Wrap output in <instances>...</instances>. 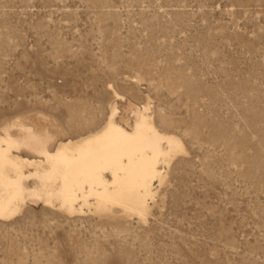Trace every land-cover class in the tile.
<instances>
[{
	"label": "rangeland",
	"instance_id": "rangeland-1",
	"mask_svg": "<svg viewBox=\"0 0 264 264\" xmlns=\"http://www.w3.org/2000/svg\"><path fill=\"white\" fill-rule=\"evenodd\" d=\"M113 105L185 150L146 221L27 204L0 220V264H264V0H0V128L54 148Z\"/></svg>",
	"mask_w": 264,
	"mask_h": 264
},
{
	"label": "bare ground",
	"instance_id": "bare-ground-1",
	"mask_svg": "<svg viewBox=\"0 0 264 264\" xmlns=\"http://www.w3.org/2000/svg\"><path fill=\"white\" fill-rule=\"evenodd\" d=\"M147 112V106L133 110L125 127L113 105L99 130L54 148V135L47 128L19 119L3 125L0 220L40 203L71 217L84 209L99 214L119 209L145 222L156 195L154 182L164 180L160 166L168 167L173 157L185 152L181 141L161 133Z\"/></svg>",
	"mask_w": 264,
	"mask_h": 264
}]
</instances>
